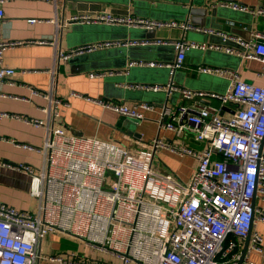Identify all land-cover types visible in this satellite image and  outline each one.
<instances>
[{"label": "built area", "instance_id": "obj_1", "mask_svg": "<svg viewBox=\"0 0 264 264\" xmlns=\"http://www.w3.org/2000/svg\"><path fill=\"white\" fill-rule=\"evenodd\" d=\"M227 4L264 16V2L252 9L240 2ZM3 17L0 6V20ZM71 19L147 30L180 25L177 21L117 14L108 7L79 12ZM181 25L185 29L219 34L222 44L173 41L177 56L168 64L171 77L167 84L126 85L156 92L163 89L168 94L179 91L182 103L157 109L147 101L128 105L119 100L86 97L137 122L146 120L147 112H156L159 129L171 132L170 137L157 135L144 145L121 146L112 140L70 133L54 125L60 116L57 107L67 106L69 102L41 90H34V94L48 100L42 107L46 113L44 119L0 110V119L11 116L46 130L39 147L16 143L41 153L40 166L0 161L1 165L28 174L29 192L38 199L34 210L0 201V264H39L46 258L66 264H110L78 255L76 251L43 252V240L57 232L74 235L91 248L116 256L122 264H254L245 257L241 261L236 248L258 220L264 221V209L255 203L256 197L264 200V82L254 83L236 70L208 64H199L196 70L228 74L231 82L225 91L182 87L172 75L184 66L189 48L224 50L264 63V32L256 30L247 40L212 27L187 22ZM228 40L239 47L228 45ZM23 42L5 40L0 33V82L15 83L17 70L6 66L3 57L6 49ZM29 42L54 46L57 43L55 40ZM136 43L137 40H104L75 46L66 52L56 47L55 61L60 64L73 54L98 47ZM144 63L132 60L129 65ZM108 73L115 74V70ZM102 75L105 72L91 74ZM228 106L231 111L225 114L223 110ZM163 151L195 161L187 180L168 168L156 169V157ZM106 183H110L109 188ZM249 246L264 255V236L257 231L251 233Z\"/></svg>", "mask_w": 264, "mask_h": 264}, {"label": "crops", "instance_id": "obj_2", "mask_svg": "<svg viewBox=\"0 0 264 264\" xmlns=\"http://www.w3.org/2000/svg\"><path fill=\"white\" fill-rule=\"evenodd\" d=\"M229 2H240L252 9L263 3L264 0H221L219 4H222L223 8L233 11L234 8L227 4ZM0 6L4 10V17L0 20L2 37L8 41H24L5 50L3 63L15 68L17 75L14 84L0 82V110L8 114L44 119L46 113L42 107L47 105L48 100L42 95L34 94V90H41L47 95H52L53 98L69 102L67 106L60 105L57 107L60 116L55 120L54 125L62 126L70 133L105 140L117 139L128 145H144L157 135L170 137L172 133L159 129L156 112H147L148 118L137 122L133 118L120 115L86 97L119 100L128 105L147 101L155 104L156 108L159 109L163 105L166 94H168L165 90L158 91L162 94L157 95L155 94L156 91L130 87L126 84H167L171 77V69L168 63L174 62L177 56V49L173 41L183 40L184 37V40L189 42L222 44V38L219 34H203L191 29L185 30L181 24L187 22V18L185 15L181 16L175 8L176 4L170 0L160 3L153 0L121 2L108 0H7L0 3ZM104 7L110 8L117 14L130 13L151 20L177 21L180 23L177 26L150 29L153 31V35L161 40L159 42L168 41L164 44L170 45L169 50L166 48L163 51L164 59H162L163 62L168 63L157 65L158 71L154 76H144L141 73L143 65L130 66L131 60L145 61L146 58L141 57L138 51L129 53V49L125 50L127 45L121 44L98 47L92 51L73 54L70 57L73 59L79 55H92V58L83 64L74 60L71 61V59L60 64L56 63V47L66 52L75 46L98 41L130 40L131 37L124 39L123 37L112 36L111 33L107 32H87L84 35L79 33L72 39L66 38V34L72 27V24L69 23L72 22L71 18L75 14L96 11ZM227 11L229 10H224L221 15L213 19H207L205 5L194 4L188 22L189 24L225 30L247 40L253 37V32L256 30L264 32V16L254 15L250 10H239L240 14L233 18L227 16ZM96 24L116 27L127 26L111 25L105 22ZM62 27H64V36L61 42ZM130 28L139 31L145 29L142 27ZM27 40H55L57 43L54 46L50 43H27ZM227 43L239 47L233 41L228 40ZM130 45L134 46L133 44ZM119 48L124 49V51H120ZM241 48L246 53L249 52V49ZM205 51L206 49L200 48H189L186 51L184 66L176 70V77L178 76V78H174L176 84L194 89L221 92L228 88L231 82V77L228 74L200 73L196 70L199 64L233 69L248 81L258 84L264 82V63L259 60L247 55L241 56L230 54L224 50L209 49V51L230 56L225 59L223 56L215 53L209 54ZM156 60L160 61V59ZM110 70H115V74L108 73ZM93 72H105V75L91 76ZM200 75H210L212 78L204 80L199 78ZM187 77H191V79L187 80ZM72 92L83 95L71 96L70 93ZM182 102L183 98L180 92L173 91L170 94L168 106L176 107ZM230 111V106L223 110L225 114H229ZM45 136L46 130L41 125L37 126L11 116L1 118L0 161L40 166L43 162L41 153L37 150L17 146L16 143H26L39 147L43 144ZM174 155L176 154L163 151L159 154V158L165 157L174 162ZM177 158L179 160L173 165H167V168L174 171L182 179L187 180L195 166V161L188 156L177 155ZM29 187L30 176L28 174L0 164V201L16 208L34 210L38 202L33 200ZM255 203L264 209L262 197H256ZM255 231L264 236V221L258 220L255 223L251 233ZM62 235L65 234L57 232L49 235L41 244L42 251L45 253L76 251L78 255L99 259L110 264H122L116 256L97 251L85 243L81 244L76 240H70L71 238H64ZM245 241L246 239L239 242V246L236 248L240 255ZM245 258L254 264H264V255L251 249L250 246ZM39 264L66 263L46 258Z\"/></svg>", "mask_w": 264, "mask_h": 264}, {"label": "water", "instance_id": "obj_3", "mask_svg": "<svg viewBox=\"0 0 264 264\" xmlns=\"http://www.w3.org/2000/svg\"><path fill=\"white\" fill-rule=\"evenodd\" d=\"M93 1V0H92ZM108 1H129V0H108ZM157 3L166 1V0H153ZM172 1V3L176 4L175 8L176 10L181 14V16H184L187 18V23L188 19L190 17V12L191 9L193 7L194 4H203L205 5V11H206V17L207 19H213L219 15L222 14V12L224 10H229L227 11V16L229 17H233L236 18L240 13L239 10H231V9H226L222 7V4H219V1L221 0H170ZM224 4V3H223ZM226 5V4H225ZM69 24H72V27L70 28V31L66 34V38L72 39L74 38L76 35L78 36L79 33L84 35L87 34V32H102V33H111L112 36H117V37H123L124 39L131 37L130 40H137L138 43L133 44L132 45H127L126 49H129V53H132L133 51H138L141 54V57L146 58V60L144 61L145 63L143 64V67L141 68V73L144 76H154L156 74V72L158 71V66L159 64H167L168 62H163L162 59H164V54L163 51L169 50L170 49V45L164 44V42H159V40L153 35V31L152 30H137V29H133L127 26H107V25H97L94 23H80V22H76V21H72ZM189 28H186L185 30H188ZM192 30V29H191ZM199 33H203V34H207L205 32L202 31H197ZM63 36H64V27H62L61 30V42L63 40ZM184 39V37L182 38ZM124 41H127L124 40ZM120 51H124V49H120ZM116 50V51H119ZM205 52H209V54H217L220 56H223V58L227 59L228 57H230L227 54L224 53H219V52H212L209 51V48H206ZM239 57V56H238ZM92 58V55H79L76 58L71 59L74 61H77V63L83 64L86 63L89 59ZM69 59V60H70ZM156 59H160L156 60ZM67 60V61H69ZM132 61V60H131ZM154 62L156 63L155 65H151L150 63ZM171 63V62H170ZM168 63V64H170ZM173 63V62H172ZM77 66H79V64H77ZM176 77V71L174 72V74L172 75V78L174 80V78ZM178 78V76L176 77ZM184 78V77H183ZM199 78H202L204 80L206 79H210L212 78L210 75H200ZM187 80H190L191 77H187ZM186 80V81H187ZM175 81V80H174ZM189 82V81H188ZM181 86V85H180ZM182 87H186V86H182ZM189 88V87H188ZM170 98V94H166L165 100L163 102V105H167L168 101ZM139 135V133H137ZM250 240H251V233H249V235L246 238L245 241V245L244 248L241 252L240 255V260L242 261L246 255V252L248 250V247L250 245Z\"/></svg>", "mask_w": 264, "mask_h": 264}, {"label": "rangeland", "instance_id": "obj_4", "mask_svg": "<svg viewBox=\"0 0 264 264\" xmlns=\"http://www.w3.org/2000/svg\"><path fill=\"white\" fill-rule=\"evenodd\" d=\"M155 94L158 95V94H162V93L161 92H156ZM111 140L114 141V142H116V143H118V144H120L121 146L127 145L124 142H122L121 140H117V139H111ZM174 156H175L174 162L169 161L165 157H161V158L158 157V159L156 157V161H155V164H154L155 167H156V169L161 171V170L167 169V165L168 166L173 165L177 160H179V158H177V155H174ZM105 186L107 188H109L110 187V183H106ZM33 200L36 201V202H38V199L35 198V197H33ZM63 234H65V235H62V236H64V238H68V239L71 238L70 240H73V241L76 240L77 242H79L81 244H84L85 243L83 240L79 239L78 237H76L74 235L67 234V233H63Z\"/></svg>", "mask_w": 264, "mask_h": 264}]
</instances>
